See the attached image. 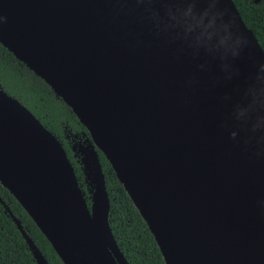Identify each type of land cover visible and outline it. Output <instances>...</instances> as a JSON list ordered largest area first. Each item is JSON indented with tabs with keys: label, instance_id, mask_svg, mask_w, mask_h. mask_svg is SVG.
<instances>
[{
	"label": "water",
	"instance_id": "water-1",
	"mask_svg": "<svg viewBox=\"0 0 264 264\" xmlns=\"http://www.w3.org/2000/svg\"><path fill=\"white\" fill-rule=\"evenodd\" d=\"M0 44L89 133L88 205L60 141L0 87V183L64 264L19 196L50 197L30 155L54 160L91 264H129L97 150L165 264H264V51L233 0H0Z\"/></svg>",
	"mask_w": 264,
	"mask_h": 264
},
{
	"label": "trees",
	"instance_id": "trees-1",
	"mask_svg": "<svg viewBox=\"0 0 264 264\" xmlns=\"http://www.w3.org/2000/svg\"><path fill=\"white\" fill-rule=\"evenodd\" d=\"M246 26L252 30L264 51V16L259 20L246 14V0H233ZM255 7L258 6L255 4ZM259 14L258 10H254ZM0 87L16 98L60 141L74 167L79 186L89 205V187L70 148L67 135L78 133L89 137L86 128L50 86L0 44ZM71 138V137H70ZM104 174L110 207L108 222L114 238L129 264H165L146 222L133 205L123 185L104 154L97 150ZM6 207L8 209H6ZM17 218L29 238L49 264H64L35 222L0 183V264H37L26 240L13 221Z\"/></svg>",
	"mask_w": 264,
	"mask_h": 264
},
{
	"label": "bare ground",
	"instance_id": "bare-ground-1",
	"mask_svg": "<svg viewBox=\"0 0 264 264\" xmlns=\"http://www.w3.org/2000/svg\"><path fill=\"white\" fill-rule=\"evenodd\" d=\"M46 156L47 163L44 155L34 159H31L30 155L29 161L32 174L46 183L50 197L45 203L39 202L35 200L31 192L24 191L19 194L20 199L53 239L57 251L65 259L66 264H91L75 226L74 216L70 210V203L58 168L51 155L46 153ZM57 197L60 199L55 200ZM119 261L122 262L121 259Z\"/></svg>",
	"mask_w": 264,
	"mask_h": 264
},
{
	"label": "rangeland",
	"instance_id": "rangeland-1",
	"mask_svg": "<svg viewBox=\"0 0 264 264\" xmlns=\"http://www.w3.org/2000/svg\"><path fill=\"white\" fill-rule=\"evenodd\" d=\"M71 137V138H70ZM67 138L70 139V148L72 150V153L76 154L74 157L76 158L78 164L80 165L81 169L84 164L81 162V158L83 156V150L86 148L85 145V140L86 137L85 135H79L78 133H71L67 135ZM83 171V169H82Z\"/></svg>",
	"mask_w": 264,
	"mask_h": 264
},
{
	"label": "flooded vegetation",
	"instance_id": "flooded-vegetation-1",
	"mask_svg": "<svg viewBox=\"0 0 264 264\" xmlns=\"http://www.w3.org/2000/svg\"><path fill=\"white\" fill-rule=\"evenodd\" d=\"M246 14L250 16V18L255 19L256 21L259 20V15L264 16V0H246ZM255 4L258 8L255 7ZM258 10L259 14H256L254 10ZM264 33V27L262 29Z\"/></svg>",
	"mask_w": 264,
	"mask_h": 264
}]
</instances>
